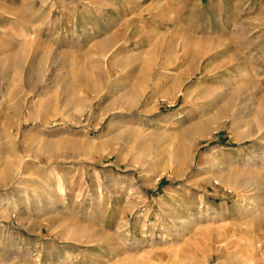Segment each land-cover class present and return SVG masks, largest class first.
Masks as SVG:
<instances>
[{"label":"rangeland","instance_id":"rangeland-1","mask_svg":"<svg viewBox=\"0 0 264 264\" xmlns=\"http://www.w3.org/2000/svg\"><path fill=\"white\" fill-rule=\"evenodd\" d=\"M0 264H264V0H0Z\"/></svg>","mask_w":264,"mask_h":264}]
</instances>
